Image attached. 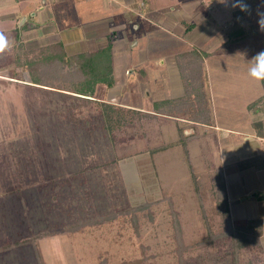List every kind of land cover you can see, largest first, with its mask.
<instances>
[{
	"label": "rangeland",
	"instance_id": "1",
	"mask_svg": "<svg viewBox=\"0 0 264 264\" xmlns=\"http://www.w3.org/2000/svg\"><path fill=\"white\" fill-rule=\"evenodd\" d=\"M156 1L162 8L180 2ZM118 2L71 0L73 18L59 27L90 25L93 31L109 34L115 43L120 87L119 96L111 102L156 110L162 105L154 101L172 94L169 73L154 70V61L162 65L177 51L188 49L195 54L199 48L161 25L160 16L136 15L138 4L151 8L149 0ZM251 10L244 24L251 27L250 36L234 42L232 37L219 38L218 33L213 56L205 59L206 102L218 122L233 130H238V122L247 123L249 130L264 119V101L257 102L264 94L263 82L247 75L249 61L264 51V32L257 23L264 0H257ZM229 19L230 23L235 20ZM12 21L0 19V34L7 43L16 33L7 30L18 24ZM12 50L9 45L0 53L1 229L9 220L4 208H9L19 234L30 236L43 228L58 232L81 218L118 214L100 226L63 231L40 241L45 263L180 264L183 257L184 264H264V235L262 245L238 247L233 229L244 223L232 221L230 227L222 207L220 164L242 158L246 152L221 158L214 143L215 129L199 124L195 134H188L186 123L193 115L174 111L170 103L171 109L164 111L171 116L156 110L150 118L115 106L108 130L103 98L84 100L60 92L58 84L53 90L45 89L33 82L31 73L50 66L51 58L42 64L40 55L28 52L19 64ZM62 86L73 90L69 84ZM220 130L216 129L217 134ZM229 138L221 139V145L233 146L239 140ZM178 229L186 247L182 254L175 237ZM7 234L17 236L11 229ZM7 236L0 237V251L9 249L4 243ZM19 248L1 252L0 264H39L30 245Z\"/></svg>",
	"mask_w": 264,
	"mask_h": 264
},
{
	"label": "crops",
	"instance_id": "2",
	"mask_svg": "<svg viewBox=\"0 0 264 264\" xmlns=\"http://www.w3.org/2000/svg\"><path fill=\"white\" fill-rule=\"evenodd\" d=\"M126 1L128 2L129 0ZM121 2L124 3L125 0H119L118 4L121 5ZM131 2H136V4H138V0H131ZM149 2L151 5V8L149 9L141 8L139 7V4L138 6L136 5V15L140 14L141 16L146 12H150L149 14L152 18H157L160 16L161 25L168 28V30H170L174 35L178 36L180 40L181 38L189 40V45L199 48V51L194 50L195 54L192 53L193 51L188 49L177 51L174 54H171V56L168 57L166 61L164 60L162 65L160 64L159 60L154 61V70L162 73L161 75L165 74L163 71L168 72L170 75L171 82L168 91H170L172 96L169 98L167 97L168 99L162 97L154 101L155 103L162 105L159 106V108H156V110H158L157 112L159 114L166 115L168 112H165L164 109H168V107H170L168 104L169 101L183 98L186 100L188 88L182 77L181 65L183 66L186 64V66L189 67L187 63L190 61L195 62L196 67L198 65V81L199 83L200 81H202V83L204 82L205 86L204 79L207 75L205 59L213 56L214 37H216V35L219 33V38L226 39L232 37L234 42L239 41L246 35V26L244 25L245 22L242 21L239 16H237V14L240 13L239 8L231 7V4L234 3L235 0H228L227 5L225 3H221L222 0H180V2L178 1V5L176 4L172 6V4H170L169 6L167 5L163 8L156 0H149ZM244 2L247 3L248 0H244ZM256 2L257 0H255L253 3L255 6ZM70 8L71 0H0V19L5 20L8 24H11L13 19L18 22V24H15V28L10 27L7 29L16 32L14 39L7 43V45L9 44L14 48L12 53L15 57V60L18 61L19 64H23L24 62L23 60H20V57H23L28 52H30L34 53L35 56L40 55V63L42 64H48L46 58H51V63L55 62V65L61 69L67 68L66 65L71 63V65L77 64L78 67H80V65H84V68L87 72L91 71L90 68L92 66L95 67L96 65H100L101 67H104L105 65L107 67V63L110 62V66L112 67V76L114 79L113 86L109 87L107 83L100 82L96 87V92L94 95L98 96L99 98H103L100 99L102 102L110 103L116 107L118 106L128 110L131 109L145 111L141 107L124 106L111 102V100L119 96L120 93V87L117 86L115 74L113 54L115 43L113 42V38H110L109 34H101V30L93 31V29H91L92 26L90 25L84 26L82 24H74L73 26L59 27L63 23L72 20L73 17L69 12ZM217 15H220L221 17H217ZM230 16L235 19L231 23L229 19ZM205 44H209L207 45L206 50H201ZM227 45L228 44L226 43L224 46ZM58 52L64 58L58 59ZM39 60L40 59H38V61ZM48 71L51 73L49 66L46 68L44 66L43 69H40L39 73L45 74ZM132 73L133 71L131 70L130 75ZM41 85L45 89L49 88L53 90L54 88L52 86L43 84ZM57 90H60V92L63 93L66 92L77 94L68 88ZM207 91L208 90H206V94ZM107 94L109 97H107ZM262 96H264V94ZM220 98L222 97L220 96ZM187 103V109H195L194 99L193 101ZM165 105H167L166 108H164ZM208 105L210 107L211 121L206 123H198L190 119L189 122L187 121L186 123V128L189 130L187 133L190 135L195 134L197 132L196 126L199 124L210 126V128L215 129L214 139L216 142L214 143L217 146V150L220 153L222 152L219 155L221 158H223V154L226 158L231 157L235 151H244L247 153L242 158L233 160L229 158L231 161L227 160L226 163L220 164V168L222 169L225 178L232 221L245 223L252 219H261L263 223V236L264 136H258L256 130L254 129V125L253 129L250 128L249 130H246L245 127L249 126L247 123L246 125L242 126L238 122V125L236 126V129L238 130H233L232 128L222 126L218 122L214 110L211 109V105L209 103ZM151 109L152 111L148 109L145 112L155 114L156 110L153 108ZM216 129H225L224 131L227 132L222 133L220 130V133L217 134ZM229 136H231L233 140H236L237 138L239 140H237V143L233 146H229L228 142L221 145L220 142L225 139L229 140ZM252 158H258V161H255L254 164L248 167H240V163L242 161ZM7 209L9 211V208H4V210H6L5 215L8 216L9 220L3 224V229L0 228V237L5 234L6 236L8 235L5 238L7 240H4V243L15 242L16 240H19L27 235L23 233L19 234V231L16 228H20L15 227V224H12L14 219L11 218V214L7 213ZM19 211L20 209H18V212ZM19 221L21 224L20 218ZM9 229L16 232L17 236L12 238L10 234H7ZM19 247L20 246H13L9 249H14V251H17L20 250ZM7 250L3 249L0 251V253Z\"/></svg>",
	"mask_w": 264,
	"mask_h": 264
},
{
	"label": "trees",
	"instance_id": "3",
	"mask_svg": "<svg viewBox=\"0 0 264 264\" xmlns=\"http://www.w3.org/2000/svg\"><path fill=\"white\" fill-rule=\"evenodd\" d=\"M255 0H248L247 4L249 5L250 8V12L251 7L255 6L254 3ZM250 12H242L240 11V13L237 14V16L240 17V19L242 21H244L245 23H247L248 20V16L250 14ZM249 27V26H248ZM251 27H249V29L246 26V37L250 36L249 32L247 30H250ZM109 50V49H108ZM110 59V57H109ZM189 67L186 66V64H184L183 66L181 65L182 68V77L184 79L185 84H187V95H186V100L183 99H177V100H172L169 101L168 104H171V108L174 111L180 112V111H184L187 114H191L193 115L192 118H190L191 120H194L198 123H202V122H209L211 121V113H210V107L208 105V103L206 102L205 99V91H204V82L202 83V81H200L199 83V77H198V65L196 67V63L193 61H190L189 63H187ZM67 68H59L58 66L55 65V62H52L49 66V70L51 71V73L48 71L45 74L43 73H39L40 69L36 71H32L31 75H32V80L34 83L36 84H43V85H47V86H52L55 87L57 86L56 84L59 85V88H66L62 85L64 84H69L71 86V88H73V92H76L77 94H75L76 96L84 99V100H93L94 99V94L96 92V87L100 82H104L107 83V85L109 87L113 86L114 83V79L112 76V67L110 66V62L107 63V67L104 65V67L100 66V65H96L95 67H91V71L87 72L84 68V65H80V67L77 66V64L75 65H71V63L69 65H66ZM195 70V71H194ZM44 71V70H43ZM36 75V76H35ZM40 78L41 77V81L36 79L35 77ZM264 85V82H263ZM66 93V92H65ZM195 101V109H187L186 106L188 105L187 102L190 101ZM183 100V101H181ZM259 102L258 104H261L264 101V96L260 99H257ZM177 102V103H176ZM109 103H105V110H103V115L105 118V123L108 130H111V122L113 121V116L112 113L116 112L115 106ZM168 108V109H171ZM123 110V108L121 109ZM133 111H138V110H133ZM139 112H143L141 114H143L145 117H153L155 114L153 113H149V112H145V111H139ZM160 112V111H159ZM189 112V113H188ZM165 113V112H163ZM171 116V114H169ZM176 116V115H175ZM254 127L256 128V132L258 134V136H264V119L258 120L256 122L253 123ZM258 159V158H257ZM255 158L246 160V161H242L240 163V167L241 168H245L248 167L252 164L255 163V161L257 162L258 160ZM219 177L221 179L222 182V207L224 210V218L225 221L227 223H229L230 227H231V215H230V209H229V202H228V197H227V190H226V184H225V178H224V174L221 168H219ZM54 201V200H53ZM143 207V205L141 206ZM120 216V215H119ZM118 214H111V215H96V216H92V217H85V218H81L78 219L75 223H70L68 225H65V229H61L60 231L56 232L53 231L50 228H43L39 231H37L36 233H34L33 235L30 236L26 235L25 237L16 240L15 242H7L5 243L7 247H13V246H21V245H30L33 249V254L35 255L36 259L38 260L39 264H46L44 261V256H43V252L41 250L40 247V241H42L43 239L49 238L52 235L55 234H59L64 232H77L79 230H82L84 228H86L87 226H100L103 223H106L109 220H114L117 217H119ZM137 225V224H136ZM234 233L237 237V246H246L249 243H255V244H261V236L263 234V223L261 219H252L249 220L247 222L244 223V225L242 226H238L236 228L233 229ZM175 237H176V241L177 244L179 245V251L180 254L183 253V249L186 248L185 247V243L183 240V235H182V231L180 229H178V231H176L175 233ZM2 251V250H1ZM180 264H184L186 263L183 260V257L180 258ZM128 263V262H126Z\"/></svg>",
	"mask_w": 264,
	"mask_h": 264
},
{
	"label": "clouds",
	"instance_id": "4",
	"mask_svg": "<svg viewBox=\"0 0 264 264\" xmlns=\"http://www.w3.org/2000/svg\"><path fill=\"white\" fill-rule=\"evenodd\" d=\"M221 3L228 4V0H222ZM232 8H239L242 12H250L249 5L244 0H235L231 4ZM258 26L261 32H264V12H257ZM6 38L0 34V53H3L7 48ZM247 75L254 81L264 82V51L258 52L250 61L247 68Z\"/></svg>",
	"mask_w": 264,
	"mask_h": 264
}]
</instances>
